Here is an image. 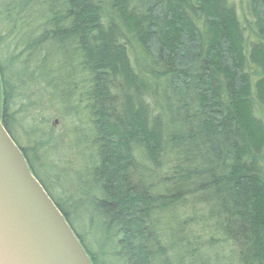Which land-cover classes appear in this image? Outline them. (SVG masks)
Here are the masks:
<instances>
[{
    "label": "trees",
    "instance_id": "trees-1",
    "mask_svg": "<svg viewBox=\"0 0 264 264\" xmlns=\"http://www.w3.org/2000/svg\"><path fill=\"white\" fill-rule=\"evenodd\" d=\"M244 4L0 0L1 123L91 264H264V0Z\"/></svg>",
    "mask_w": 264,
    "mask_h": 264
},
{
    "label": "water",
    "instance_id": "water-1",
    "mask_svg": "<svg viewBox=\"0 0 264 264\" xmlns=\"http://www.w3.org/2000/svg\"><path fill=\"white\" fill-rule=\"evenodd\" d=\"M0 264H91L1 119Z\"/></svg>",
    "mask_w": 264,
    "mask_h": 264
},
{
    "label": "rangeland",
    "instance_id": "rangeland-1",
    "mask_svg": "<svg viewBox=\"0 0 264 264\" xmlns=\"http://www.w3.org/2000/svg\"><path fill=\"white\" fill-rule=\"evenodd\" d=\"M232 1L234 2L236 8L238 9V12H240V11H241V13L244 12V9H243L244 5H245L244 0H232Z\"/></svg>",
    "mask_w": 264,
    "mask_h": 264
}]
</instances>
